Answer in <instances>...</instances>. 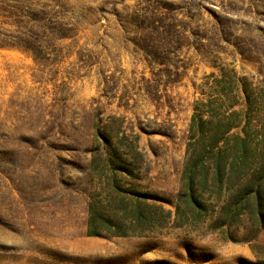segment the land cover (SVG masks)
Listing matches in <instances>:
<instances>
[{"label": "rangeland", "instance_id": "obj_1", "mask_svg": "<svg viewBox=\"0 0 264 264\" xmlns=\"http://www.w3.org/2000/svg\"><path fill=\"white\" fill-rule=\"evenodd\" d=\"M212 109L236 127L194 212L177 202L189 124L196 112L208 130ZM245 132L264 159V0H0V264H264L252 198L230 211ZM112 179L162 208L129 235L88 236L89 200L120 217Z\"/></svg>", "mask_w": 264, "mask_h": 264}, {"label": "trees", "instance_id": "obj_2", "mask_svg": "<svg viewBox=\"0 0 264 264\" xmlns=\"http://www.w3.org/2000/svg\"><path fill=\"white\" fill-rule=\"evenodd\" d=\"M7 41V40H3ZM17 47H26V42L18 40L14 42ZM242 79L241 85L238 84V80ZM236 80L237 93L243 98V104L247 108L250 107L252 100H250V84L246 77H242ZM210 105V101L207 103ZM220 107V106H218ZM210 112L212 126L208 130H204L203 127L198 124V113L194 112L191 116L189 124V139H194L193 143L189 141L188 146L192 147L191 156L188 158L183 170V190L177 195V202H185L189 208L194 212L203 211L205 204L203 200L195 195V190L198 187H204L208 181L207 177L210 174L211 180L217 183L222 182L223 176L227 175L228 160L224 151L219 147L220 142L228 140L230 137V131L236 127V125L230 120L231 115H225L224 112H217L212 109ZM237 113V111H231L230 114ZM233 138L241 142L238 149H234L235 156L229 162L230 174L232 176L240 175L244 171H248L249 176L244 189L237 196L235 203V210L232 208L231 213L234 215L238 213L243 198H252V209L254 217L259 226L264 225V159L256 157V155H250L248 132H245L244 136L239 134H232ZM199 145V147H198ZM188 147V150H189ZM117 150H113L112 161L116 164V168L120 172H124L122 163L123 159L120 158V154ZM111 186L113 187L111 192L118 199L120 204V217L106 218L98 214L95 208V202L89 200L86 220V235L99 236L106 231L108 235L112 236H124L129 235L127 227L133 229L141 223H152L154 210L161 209L162 205L157 204L156 201L162 199L150 194H137L129 192L118 186L114 179H112ZM246 190L248 194L245 195ZM126 194H135L136 198L131 201L130 206H127L125 199ZM154 201V202H153ZM234 207V206H233ZM123 219V220H121ZM128 223L131 224L130 226Z\"/></svg>", "mask_w": 264, "mask_h": 264}]
</instances>
